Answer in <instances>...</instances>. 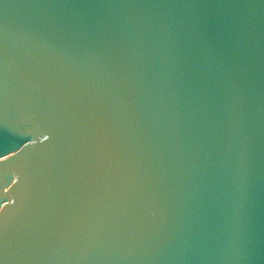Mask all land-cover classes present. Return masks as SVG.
<instances>
[{
	"label": "water",
	"instance_id": "1",
	"mask_svg": "<svg viewBox=\"0 0 264 264\" xmlns=\"http://www.w3.org/2000/svg\"><path fill=\"white\" fill-rule=\"evenodd\" d=\"M0 264H264V0H0Z\"/></svg>",
	"mask_w": 264,
	"mask_h": 264
}]
</instances>
